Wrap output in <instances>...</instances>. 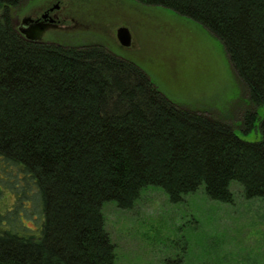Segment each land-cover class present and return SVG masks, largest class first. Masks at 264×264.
<instances>
[{
  "label": "trees",
  "instance_id": "obj_1",
  "mask_svg": "<svg viewBox=\"0 0 264 264\" xmlns=\"http://www.w3.org/2000/svg\"><path fill=\"white\" fill-rule=\"evenodd\" d=\"M24 1L0 0V264H116L103 205L130 209L149 185L233 203L237 182L264 201V0H136L220 39L248 94L240 121L175 103L102 44L28 39ZM257 120L260 141L237 134Z\"/></svg>",
  "mask_w": 264,
  "mask_h": 264
},
{
  "label": "rangeland",
  "instance_id": "obj_2",
  "mask_svg": "<svg viewBox=\"0 0 264 264\" xmlns=\"http://www.w3.org/2000/svg\"><path fill=\"white\" fill-rule=\"evenodd\" d=\"M44 1L19 5L16 27ZM58 13L65 18L63 28L43 31L42 41L102 44L140 66L182 106L238 121L248 105L245 85L220 39L189 17L136 0H61ZM122 26L130 29V46L117 39ZM236 132L250 142L262 139L259 120L251 131L237 127ZM231 189L233 203L213 200L203 189L172 203L156 185L146 186L130 209L106 202L102 210L116 264H264V201L246 199L237 182Z\"/></svg>",
  "mask_w": 264,
  "mask_h": 264
},
{
  "label": "flooded vegetation",
  "instance_id": "obj_3",
  "mask_svg": "<svg viewBox=\"0 0 264 264\" xmlns=\"http://www.w3.org/2000/svg\"><path fill=\"white\" fill-rule=\"evenodd\" d=\"M61 0H45L37 5L27 16L22 18L19 29L27 30L31 27L42 26L47 29H61L65 18L58 13ZM42 33V32H41ZM41 35V34H40Z\"/></svg>",
  "mask_w": 264,
  "mask_h": 264
},
{
  "label": "water",
  "instance_id": "obj_4",
  "mask_svg": "<svg viewBox=\"0 0 264 264\" xmlns=\"http://www.w3.org/2000/svg\"><path fill=\"white\" fill-rule=\"evenodd\" d=\"M43 30L44 27L36 26L22 31L23 34L27 36L28 39L39 42L42 41V37L40 34L41 32H43ZM117 39L122 46H130L132 43V36L130 29L127 28L126 26L120 27L117 31Z\"/></svg>",
  "mask_w": 264,
  "mask_h": 264
}]
</instances>
